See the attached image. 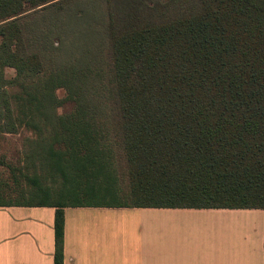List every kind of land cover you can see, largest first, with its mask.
<instances>
[{
  "label": "trees",
  "instance_id": "1",
  "mask_svg": "<svg viewBox=\"0 0 264 264\" xmlns=\"http://www.w3.org/2000/svg\"><path fill=\"white\" fill-rule=\"evenodd\" d=\"M70 1L0 0L2 87L21 90L3 89L7 114L12 99L73 169L52 203L0 207L56 208L55 264L67 207L264 210V0H127L107 16L106 75L95 32L52 69L25 46L20 18Z\"/></svg>",
  "mask_w": 264,
  "mask_h": 264
},
{
  "label": "crops",
  "instance_id": "2",
  "mask_svg": "<svg viewBox=\"0 0 264 264\" xmlns=\"http://www.w3.org/2000/svg\"><path fill=\"white\" fill-rule=\"evenodd\" d=\"M53 207H0V264H55ZM63 264H264L263 209H63Z\"/></svg>",
  "mask_w": 264,
  "mask_h": 264
},
{
  "label": "rangeland",
  "instance_id": "3",
  "mask_svg": "<svg viewBox=\"0 0 264 264\" xmlns=\"http://www.w3.org/2000/svg\"><path fill=\"white\" fill-rule=\"evenodd\" d=\"M154 1L164 4L168 0ZM126 3L127 0H71L62 9L53 6L44 10H31L20 18L25 46L29 52L39 55L45 68L58 67L71 50L77 57L78 50H73L74 46L90 42L93 37L89 38L87 32H95V40L101 43L100 47L103 45L101 54L104 64L101 69L106 75V64L110 58L108 38L104 33L107 16L111 11L114 14L119 12ZM79 13L84 14L80 19L76 15ZM61 46L65 50L58 52ZM15 76L14 68L0 67V87L4 86L3 80L10 81ZM3 89L21 91L12 85L0 89V205L32 204L40 199L52 203L58 198L57 194L64 190V171L71 176L73 169H67L59 162L64 149L58 151V145L53 142L54 136L48 128L37 121V129L18 124V115L22 116L21 107L14 105L12 99V116L9 117ZM55 96L58 100L56 112L59 115L72 112L74 106L65 88H57ZM8 128H15V131L8 132Z\"/></svg>",
  "mask_w": 264,
  "mask_h": 264
}]
</instances>
